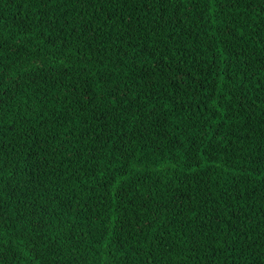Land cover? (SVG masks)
Segmentation results:
<instances>
[{
	"label": "trees",
	"instance_id": "trees-1",
	"mask_svg": "<svg viewBox=\"0 0 264 264\" xmlns=\"http://www.w3.org/2000/svg\"><path fill=\"white\" fill-rule=\"evenodd\" d=\"M0 264H264V0H0Z\"/></svg>",
	"mask_w": 264,
	"mask_h": 264
}]
</instances>
